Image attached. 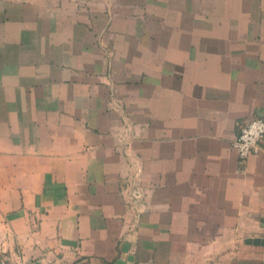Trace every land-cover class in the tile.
I'll return each instance as SVG.
<instances>
[{
    "label": "crops",
    "instance_id": "1",
    "mask_svg": "<svg viewBox=\"0 0 264 264\" xmlns=\"http://www.w3.org/2000/svg\"><path fill=\"white\" fill-rule=\"evenodd\" d=\"M258 115L264 0H0V257L264 264Z\"/></svg>",
    "mask_w": 264,
    "mask_h": 264
},
{
    "label": "built area",
    "instance_id": "2",
    "mask_svg": "<svg viewBox=\"0 0 264 264\" xmlns=\"http://www.w3.org/2000/svg\"><path fill=\"white\" fill-rule=\"evenodd\" d=\"M264 142V115L251 117L240 124L235 138L232 141L240 158H245L253 148ZM127 196L131 202L140 197V190L130 183ZM0 264H23L19 253L6 259L0 257Z\"/></svg>",
    "mask_w": 264,
    "mask_h": 264
},
{
    "label": "water",
    "instance_id": "3",
    "mask_svg": "<svg viewBox=\"0 0 264 264\" xmlns=\"http://www.w3.org/2000/svg\"><path fill=\"white\" fill-rule=\"evenodd\" d=\"M254 241H262V243L264 244V236L262 237V239L256 238L254 239Z\"/></svg>",
    "mask_w": 264,
    "mask_h": 264
}]
</instances>
